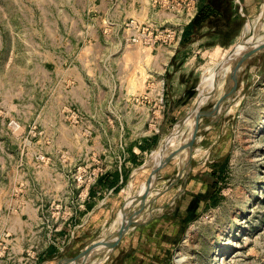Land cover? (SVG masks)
I'll use <instances>...</instances> for the list:
<instances>
[{
  "label": "rangeland",
  "instance_id": "1",
  "mask_svg": "<svg viewBox=\"0 0 264 264\" xmlns=\"http://www.w3.org/2000/svg\"><path fill=\"white\" fill-rule=\"evenodd\" d=\"M147 1L149 15L135 6L140 0H131L132 15L125 13L124 0H0V264H42L47 258L49 264H64L77 257L80 251L66 254L63 245L42 255L38 251L43 244L38 248L37 240L42 231L55 232L70 216L65 200L74 198L75 189L79 208L109 174L95 187L104 203V220L88 246L106 239L118 230L121 208L127 203L129 209L130 196L144 194L149 172L160 160L166 161L155 177L153 194L127 212L135 224L113 248L91 255L87 264H120L132 252H142L148 264H264V51L244 60L234 57L203 91L207 77L235 44L197 54L190 45L203 33L185 44L181 38L202 0ZM263 7L264 1L247 19L246 31L243 22L233 23L243 28L237 42L264 39ZM172 15L186 25L166 23ZM205 39L223 42L207 34ZM173 50L179 61L188 55L202 57L195 93L183 103L185 109H176L164 122L142 165L126 167L124 181L110 192L114 173H105L120 166L132 139L127 130L109 126L123 111L101 109L95 114L78 103L91 104L93 96L102 100V91L139 87L140 72L154 65L146 56L161 53L166 65ZM145 79L151 87L150 78ZM60 88L66 89L62 98ZM199 93L205 96L204 115L191 152L165 159L168 143H177L176 127L184 119L187 125L193 121ZM135 99L149 101L148 93ZM156 108L147 130L159 133ZM165 215L173 216L162 219ZM19 228L25 230L22 253L13 249ZM139 230L167 236L164 250L157 239L150 250L137 245ZM29 242L35 245L27 247Z\"/></svg>",
  "mask_w": 264,
  "mask_h": 264
},
{
  "label": "crops",
  "instance_id": "2",
  "mask_svg": "<svg viewBox=\"0 0 264 264\" xmlns=\"http://www.w3.org/2000/svg\"><path fill=\"white\" fill-rule=\"evenodd\" d=\"M230 1L232 0H228L230 7L222 6L219 10L213 11V16H211V18L198 30V32L200 31L203 33L202 38L197 36L195 41L190 45L191 47H194V52L196 51L197 54H199V52L204 53L207 50H211L213 49L212 47L223 49L236 44L241 37L243 28L241 30L240 26L235 28L233 23L237 20L241 25L242 22L246 25L247 19L258 13L261 2L264 0H233L235 5L234 8H232V2L230 3ZM135 6L139 8L140 13H146L149 15L150 11H152L147 0H140L139 4ZM132 7L133 3L131 0H124V11L126 14L132 15V13H134V11L131 10ZM146 17L148 18L147 15ZM166 23L171 24L173 27H179L181 24H183V26L186 25V22H184L182 18L174 15H172ZM244 31L246 30L244 29ZM206 34L207 36H216L219 39H222L223 42L216 44L207 43L205 39ZM160 54L161 53L155 55L149 54L146 56V61L149 60L153 62L154 65L150 69L146 66L145 74L142 71L140 72L139 79H141V84L139 87L129 86L128 89L125 88L123 91L119 92L102 91L101 94L104 99H96V97L93 96L91 104L86 103L85 101L78 103V106L81 109L95 110V114L101 109L123 111L122 114L116 115V117L113 118V121H110L109 126H118L121 127L123 131L127 130V134L130 135L132 139L130 144L126 146V151L122 156L123 159L121 160L120 158V166L116 167L114 171H106L105 173H114L112 179H115L116 183L111 188L110 192L116 189L121 183L120 181L123 180V170H125L126 167L130 165L135 169L142 165L148 153H152L153 149H155L153 146L160 137L159 134H161L164 122H167L172 117V113L173 111H176V109H185L183 103L188 100L190 95L195 93L196 85L198 84V60L202 57L198 55L191 57L188 55L185 60L179 61L177 52L173 50L167 57L165 65L164 56ZM149 78V82L153 83L151 87L144 83V79L146 82ZM167 88L170 91H168ZM147 93L149 101H136V96L145 95ZM176 93L178 96H176ZM59 94L60 97L61 95L66 94V89L60 88ZM164 94H166V99H164ZM177 98L181 99V103H178L176 106V103L178 102H176ZM159 101L160 105L157 106L156 103ZM60 104L62 106L67 104L66 97L63 102H60ZM154 106L155 108L157 107L155 115L157 120L159 119L156 124L160 127L159 133L153 131L151 128L150 130H147V125L151 118V111L154 110ZM96 119L100 120L98 116ZM138 170L139 169H136L133 173L136 174ZM109 176L110 175L108 174L107 178H109ZM126 180L129 181V176H127ZM99 184L101 183L98 182V184L94 185L90 191V197L84 201L82 207L77 208V205L75 204V200L79 195V190L77 189H75L73 193L74 198L71 201L65 200L66 206L70 207V216L60 222L61 225L58 226V229L55 232L42 231L43 235L37 240V247L39 248L40 244H43V246H41V251H38V253L49 255L53 250L60 251L59 246L63 245L64 253L75 254L79 251L82 252L89 245L90 240L104 220L101 218L102 216L104 217V214H101V208L104 203L103 201H100V192L95 190V187ZM167 216L165 215L161 218L164 219V217L166 218ZM172 216H168L167 218ZM22 220L21 217L17 218V222H22ZM158 220L159 219L156 221L154 220V222L151 221L152 223L150 222L147 227H153V224L155 225ZM24 232L25 230L19 228L18 233L20 236L12 237L13 241L16 242L13 249L17 248L20 253L24 251L23 248L26 246L24 242L22 243V241L25 240ZM152 232L153 231L148 232L146 230H139L136 238L137 245H142L144 246L142 247L143 249L147 247V249L150 250L152 240L157 239L159 246H161V250H164L162 247L166 244L167 236L160 237L157 235L160 237L159 240V237L153 236ZM33 237L34 236H32V238ZM176 237H179V234H177ZM33 239H37V237H34ZM158 243H155V245ZM32 244L35 245V243L29 242L27 247ZM155 245L153 244L152 247L155 248ZM51 261L52 260L47 258L42 264H49ZM141 261H143L142 264H148L149 258L142 255V252H132L130 255H126L120 264H137Z\"/></svg>",
  "mask_w": 264,
  "mask_h": 264
},
{
  "label": "water",
  "instance_id": "3",
  "mask_svg": "<svg viewBox=\"0 0 264 264\" xmlns=\"http://www.w3.org/2000/svg\"><path fill=\"white\" fill-rule=\"evenodd\" d=\"M239 47L241 49H253L251 52H249L248 54H241L239 55L238 58H240V60H244L245 58L252 56L253 54H255L256 52L259 51H264V39L259 41V42H253L252 43H245L244 41H239L235 44L234 48ZM233 48V49H234ZM256 48V49H254ZM232 49V51H230V53L228 54V56L226 57L225 60L222 61V63L220 64L221 67H223L224 65H227V63L233 59V55H234V50ZM238 63L236 62V64L233 67V73H232V77L233 79L236 81V74H237V69H238ZM221 68L219 67L217 71H219ZM210 95V94H209ZM203 102V101H202ZM201 105L197 106V114L195 116V121H196V126H195V130L192 133V139L190 141V144L187 147V151L191 152V147L193 142L195 141L196 137H197V132L199 129V120L202 117V115H204L203 112H201ZM218 108V106L216 107ZM208 115H211L213 113H207ZM185 120V119H184ZM183 120V121H184ZM183 121H181L180 123H182ZM180 153V152H179ZM166 161V160H165ZM164 160H160V163L157 164L156 169L153 170L152 175L150 176V178L148 179V183H153L155 182V177L157 176V173L159 172V170L163 167L164 165ZM147 183V184H148ZM146 184V185H147ZM146 193L142 196H145ZM141 198L140 196L135 197L134 199H139ZM133 199V197L131 198ZM128 208H127V203L121 208L120 211V215H123V224L118 228L117 231H115L114 233H112L109 237H107L106 239H103L102 242H100L97 245H90L88 247H86L77 257L73 258V259H67L65 260L63 263H67L69 261H72L75 264H79L81 262H83V259L85 258V256H90L93 251H95L98 247H107V248H113L117 243H119L122 239V237L129 231V229H131V227L133 226V224H135V221H133V219L129 218L128 215ZM60 264V263H59Z\"/></svg>",
  "mask_w": 264,
  "mask_h": 264
},
{
  "label": "bare ground",
  "instance_id": "4",
  "mask_svg": "<svg viewBox=\"0 0 264 264\" xmlns=\"http://www.w3.org/2000/svg\"><path fill=\"white\" fill-rule=\"evenodd\" d=\"M264 14V7H263V10L261 12V16H263ZM250 24V22L246 25L245 27V30L247 29L248 25ZM262 39L258 38L256 41L259 42L261 41ZM249 41V37L248 39H244V42L245 43H248ZM250 43V42H249ZM256 49V48H254ZM253 49H241V48H237L235 51H234V55H233V58L236 60L239 55L241 54H247L249 53L250 51H252ZM221 68L219 71H221L222 69H225L226 67H221V65L217 66L216 69L212 70L211 74L207 77V82L204 84L203 86V91H207L209 89V86L211 84V79L213 78L214 74L217 72L218 68ZM228 69V68H227ZM231 71V68L229 69ZM218 71V72H219ZM232 72V71H231ZM210 80V81H209ZM205 96L202 94V93H199L198 95V99H199V105H201L202 101L204 100ZM198 106V105H197ZM198 110V109H197ZM197 113V111L194 113V116H196L195 114ZM196 121H195V117L193 119V121L191 122V124H184V123H181L179 124L175 131H174V141H177V143L175 144V146H172L171 143H168V145L166 146V148L164 149V155H165V159H172L174 156H177L178 154L180 153H187L189 151H187V147L188 145L190 144V141L192 139V133L193 131L195 130V126H196ZM190 134V135H189ZM174 147V148H173ZM180 152V153H179ZM150 171V170H149ZM153 173V169L149 172V176H148V179L150 178V176L152 175ZM148 181V180H147ZM133 183L134 181L132 180L131 182V188L133 187ZM148 183V182H147ZM154 182L152 183H148L147 186L145 187V190H144V194L146 193L145 196H140L141 198H139L138 200L137 199H134L135 197H137L136 195H132L130 196V200H129V209L131 208H134L137 204L145 201L147 198H150L151 195L153 194V191H154ZM181 190V189H180ZM143 194V195H144ZM139 196V195H138ZM133 197V199H131ZM139 208V207H138ZM136 211V210H135ZM123 224V220L119 219V227ZM114 233V232H113ZM106 238V237H105ZM104 239V237H101L99 238L98 240L94 241L93 243L95 245H97L98 243L102 242V240ZM106 247H98L95 251H93V253L91 255H93L94 253H99L101 252L102 250L104 251ZM103 251L101 252V254L103 253ZM90 255V256H91ZM90 256H85V258L83 259V262L79 263V264H87L89 261V259L91 258ZM72 264H75V263H72Z\"/></svg>",
  "mask_w": 264,
  "mask_h": 264
},
{
  "label": "trees",
  "instance_id": "5",
  "mask_svg": "<svg viewBox=\"0 0 264 264\" xmlns=\"http://www.w3.org/2000/svg\"><path fill=\"white\" fill-rule=\"evenodd\" d=\"M232 8L235 7L233 0ZM222 6L230 7L228 0H202V3L199 5L198 13L196 14L195 18L185 27L184 32L182 34L181 43L185 44L189 37L194 36L197 34L200 27L205 23L206 20L210 19L213 16V11L219 10ZM236 9V8H235ZM222 16V15H221ZM238 25L237 20L234 22ZM234 26V25H233ZM235 27V26H234ZM107 176H103L99 183L106 182ZM115 179L112 184H115ZM115 190H118L116 188Z\"/></svg>",
  "mask_w": 264,
  "mask_h": 264
},
{
  "label": "built area",
  "instance_id": "6",
  "mask_svg": "<svg viewBox=\"0 0 264 264\" xmlns=\"http://www.w3.org/2000/svg\"><path fill=\"white\" fill-rule=\"evenodd\" d=\"M241 11H242V9H241Z\"/></svg>",
  "mask_w": 264,
  "mask_h": 264
}]
</instances>
